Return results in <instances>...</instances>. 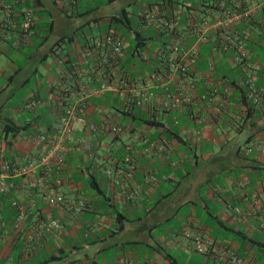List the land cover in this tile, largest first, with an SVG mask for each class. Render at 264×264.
I'll list each match as a JSON object with an SVG mask.
<instances>
[{"label": "crops", "instance_id": "1", "mask_svg": "<svg viewBox=\"0 0 264 264\" xmlns=\"http://www.w3.org/2000/svg\"><path fill=\"white\" fill-rule=\"evenodd\" d=\"M218 3L20 0L13 12L18 16L22 8L30 7L34 23L28 39L17 48L10 44L16 27L1 23L0 9V160L23 163L39 152L33 137L51 129L54 123L60 79L56 59L80 58L78 46L86 36L82 31L77 34L81 25L95 24L100 26L97 34L118 36L124 48L122 69L144 79L168 52L169 41L158 27L143 25L138 13L158 9L168 19H175L179 42L188 46L194 41L188 34L189 24L196 22L203 27L210 23ZM226 5L251 10L249 19L231 25L233 39L241 41L246 50L243 63L234 62L233 48L213 51L212 43L200 41L188 76L193 77L195 99L181 111H165L154 104L150 108L124 109L120 93L107 91L99 97L91 96L86 117L95 122L101 117L116 122L125 129L124 136H113L106 129L96 135L81 128L75 131V136L84 137L83 145L71 142L64 146L63 171L53 172L49 181L66 196V203L55 205L46 189L30 186L35 173L10 178L14 187L0 196V264H226L216 254L221 247L251 256L254 264H264V232L259 229L264 204V0H227ZM82 11L85 13L80 14ZM131 19L140 31L131 28ZM132 30L156 39V46L149 49V38L141 47L131 46L128 40L133 37ZM125 31L129 33L127 38L122 35ZM51 54L53 65L49 66L45 59ZM161 71L169 90L186 87L188 78ZM246 71L254 75L261 93L257 107L243 98L241 79ZM33 74H39L41 80L26 98H38L41 104L30 111V117L18 116L15 120L3 114V105L13 89ZM213 86L218 92L224 87L230 89L224 104L198 97ZM153 90L157 95L163 92L160 88ZM142 118L161 122L164 129L143 123ZM5 122H13L20 129L11 135L4 130ZM169 126L176 129L175 134L165 130ZM106 136L109 138L105 142ZM161 139L166 145L164 151L144 152L150 142ZM251 144L259 147L244 154L243 147ZM149 173L164 178L148 183L144 176ZM82 175L88 182L83 197V185L78 182ZM79 199L85 206L73 214L68 205ZM11 200L25 205L17 229L12 226L15 211L9 205ZM49 218L58 220V231L41 228ZM184 226L197 228L211 240L213 251L207 255L195 252L180 234ZM31 233L33 238L27 240Z\"/></svg>", "mask_w": 264, "mask_h": 264}, {"label": "built area", "instance_id": "2", "mask_svg": "<svg viewBox=\"0 0 264 264\" xmlns=\"http://www.w3.org/2000/svg\"><path fill=\"white\" fill-rule=\"evenodd\" d=\"M226 1L219 0L213 9L210 23H204L203 27L196 22L189 24L188 34L194 37V41L188 46H183L179 42L175 19H168L158 9L140 11L138 13L140 22L145 26L158 27L169 41L168 52L159 58L158 65L144 79H137L129 71L122 69L124 48L118 36L110 32L83 35L82 43L78 46L79 59L70 60L66 56L56 59L60 79L53 111L54 123L51 129L43 130L33 137V144L39 149V152L29 156L23 163L0 160V196L8 194L14 187L10 178L29 177L35 173L29 182L30 186L46 189L50 201L55 205L67 202L66 196L57 191L49 181L53 177V172L59 174L63 171L64 146L71 142L83 145L84 137L75 136V131L81 128L96 135L106 129L112 135L120 137H123L125 132L121 125L107 121L104 117H101L99 122L86 117V107L91 96L99 97L108 91L123 94L124 109L150 108L154 104L165 111H181L195 99L193 77L188 76L193 71L200 41L212 43L213 51H228L233 48L234 62L242 64L246 57V50L241 41L237 38L233 39L231 25L239 20L249 19L251 10L236 9L226 5ZM19 2L20 0H0V9L3 12L1 23L5 27H16L17 29L11 32L10 44L15 48L25 43L32 33L34 23L33 11L29 7L22 8L18 16L15 15L12 8ZM262 22L264 23V17ZM161 69H165L170 76L178 74L183 78H188L186 87L169 90L167 83L163 81L164 75ZM93 82L96 83L95 87L91 86ZM241 86L244 88L243 97L257 107L261 100V93L254 84V75L246 71L241 79ZM155 88H160L163 92L157 95L153 90ZM229 95L228 87H224L221 92H218L217 87L213 86L198 97L224 104ZM40 104V99L29 97L22 101L21 107L26 111H33ZM172 122L176 124V118ZM165 146L163 139L150 142L144 152L148 154L151 149L162 152L165 150ZM258 147V144L246 145L243 147V153L248 154L251 149ZM37 169L38 173H36ZM159 178L164 177H157L149 173L144 176V181L154 183ZM55 182L59 183V180ZM9 205L15 211L12 226L17 229L23 218L25 205L16 200H11ZM68 206L73 214H77L83 210L85 204L82 199H79ZM41 226L46 232H56L60 227L55 218L47 219ZM259 229L264 232V204L263 220L259 224ZM180 234L191 243L194 251L201 255H207L214 249L213 242L203 237L193 226H184ZM33 236L32 233L28 234L26 239L31 240ZM216 254L218 259L223 260L226 264H254L251 256H241L229 247H221L216 251Z\"/></svg>", "mask_w": 264, "mask_h": 264}, {"label": "rangeland", "instance_id": "3", "mask_svg": "<svg viewBox=\"0 0 264 264\" xmlns=\"http://www.w3.org/2000/svg\"><path fill=\"white\" fill-rule=\"evenodd\" d=\"M138 2V1H137ZM120 2H117V5H119ZM131 28L133 29H137V30H141L139 25H137L135 23V21L133 19H131ZM100 30V26H97L95 24H83L80 26L79 31L77 32L80 33L82 31L83 34L85 35H96ZM142 32V31H141ZM147 31H144L143 34H146ZM129 33H127L126 31L123 32V37L127 38ZM79 35V34H78ZM131 36V35H130ZM78 38V37H76ZM132 36L129 38V43H131ZM157 44L156 39L154 38H149L147 40V45L149 46V49L151 50L152 48H154ZM58 53V52H57ZM53 55H48L45 59V64H48L49 66L53 65V62L51 63ZM136 65H139V62H135ZM41 71V70H40ZM41 80V77L39 76V74H33L29 77V79L27 80V82H25L22 86H17L13 89V93H11V95L8 97V99L5 101L4 105H3V109H2V113L5 115H9L11 117H13V119L17 120L18 116L22 117V118H26V117H30V111H26L23 110L21 107V103L24 100V98H26L28 95H30L32 93V91L35 89L36 86H38L39 81ZM43 86V85H41ZM39 87V92L42 91V87ZM14 110V111H13ZM35 110V109H34ZM33 110V111H34ZM23 119H19V122L22 121ZM107 138L105 139V142L108 141L109 136H106ZM114 148V145L112 146ZM79 184L83 185V189L80 190V194L81 196H85V186L88 185L87 179H85V176H80L78 179ZM262 258H264V254L262 255Z\"/></svg>", "mask_w": 264, "mask_h": 264}, {"label": "trees", "instance_id": "4", "mask_svg": "<svg viewBox=\"0 0 264 264\" xmlns=\"http://www.w3.org/2000/svg\"><path fill=\"white\" fill-rule=\"evenodd\" d=\"M83 13H85V11H82L80 14H83ZM117 20L119 22L122 21L121 19H117ZM124 21H125V25L128 28H130V26H129V20L127 18H124ZM15 30H17V29H15ZM132 33H133V37H132V41H131L130 45L131 46H134V47H141V46H143L146 43L147 38H150V37H147V36L145 37V36L141 35L140 32L137 31V30H132ZM263 40H264V36H263ZM91 86H92V84H91ZM187 107H189V105ZM122 114L127 115V114H129V111H122ZM140 120H142L141 122H143V123H146L147 122L151 126H155V127L156 126H160L161 128H163L162 127L163 124L161 122L155 121L153 119L147 120L146 118H142ZM161 128H160V130H163L164 129V128L163 129H161ZM19 129H20V127L17 126V125H15L13 122H5V124H4V130H6L11 135L17 133ZM165 130H170L169 132H171L172 134H175V132H176V129H172V128H170V126H169L168 129H165Z\"/></svg>", "mask_w": 264, "mask_h": 264}]
</instances>
